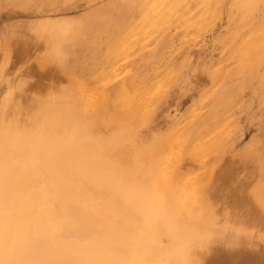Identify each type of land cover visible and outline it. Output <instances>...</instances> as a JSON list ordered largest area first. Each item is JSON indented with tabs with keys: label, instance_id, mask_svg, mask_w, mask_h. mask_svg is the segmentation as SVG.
<instances>
[{
	"label": "rangeland",
	"instance_id": "rangeland-1",
	"mask_svg": "<svg viewBox=\"0 0 264 264\" xmlns=\"http://www.w3.org/2000/svg\"><path fill=\"white\" fill-rule=\"evenodd\" d=\"M76 90L95 101L108 154H154L217 219L263 234L264 0H0V117L9 93L51 107ZM224 234L199 264H235Z\"/></svg>",
	"mask_w": 264,
	"mask_h": 264
},
{
	"label": "bare ground",
	"instance_id": "bare-ground-1",
	"mask_svg": "<svg viewBox=\"0 0 264 264\" xmlns=\"http://www.w3.org/2000/svg\"><path fill=\"white\" fill-rule=\"evenodd\" d=\"M79 90L51 107L14 92L7 97L8 113L0 117V264H199L196 253L207 250L209 243L201 245L213 232L236 238L230 240L239 246L225 260L264 264V231L254 236L247 224L217 219L191 180L170 181L165 169L173 165L157 164L152 153L102 149L108 127L92 96L91 108ZM250 236L260 247H248Z\"/></svg>",
	"mask_w": 264,
	"mask_h": 264
}]
</instances>
